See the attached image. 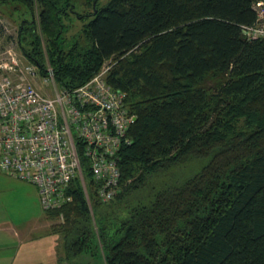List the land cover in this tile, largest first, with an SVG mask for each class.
Returning <instances> with one entry per match:
<instances>
[{
    "label": "trees",
    "instance_id": "obj_1",
    "mask_svg": "<svg viewBox=\"0 0 264 264\" xmlns=\"http://www.w3.org/2000/svg\"><path fill=\"white\" fill-rule=\"evenodd\" d=\"M258 1L0 0L28 12L17 42L39 75L72 89L107 60L134 115L114 197L81 164L88 202L74 178L42 209L58 262L264 264V37L241 31Z\"/></svg>",
    "mask_w": 264,
    "mask_h": 264
},
{
    "label": "built area",
    "instance_id": "obj_2",
    "mask_svg": "<svg viewBox=\"0 0 264 264\" xmlns=\"http://www.w3.org/2000/svg\"><path fill=\"white\" fill-rule=\"evenodd\" d=\"M252 9L254 21L241 31L248 39L264 37V1ZM106 61L85 82L65 89L55 85L50 71L41 76L33 63L9 50L1 54L0 171L31 184L41 209L70 201L74 178L88 202L81 164L98 201H110L118 190L117 150L129 142L134 115L124 92L106 83ZM36 78L50 81L53 94L39 92Z\"/></svg>",
    "mask_w": 264,
    "mask_h": 264
},
{
    "label": "rangeland",
    "instance_id": "obj_3",
    "mask_svg": "<svg viewBox=\"0 0 264 264\" xmlns=\"http://www.w3.org/2000/svg\"><path fill=\"white\" fill-rule=\"evenodd\" d=\"M27 16L28 12L19 4L0 5V57L2 53L9 50L20 61H27L21 54L17 42L18 24L21 18ZM77 26L78 23L74 20L68 34ZM33 82L39 92L53 94L54 90L50 81L43 82L41 78H36ZM5 216L10 218L11 221H9L17 229L28 230L36 226L37 230L35 228L33 232L39 234L35 240L24 242L16 236L13 237L12 234L6 235L0 232V264H66L63 259L58 262V257L62 258L58 235H48L52 220L45 218L37 202L34 187L0 171V218H6ZM44 227L48 234L42 232ZM87 259L85 256L78 258L79 262L74 259L72 264H90L92 260L86 262Z\"/></svg>",
    "mask_w": 264,
    "mask_h": 264
},
{
    "label": "crops",
    "instance_id": "obj_4",
    "mask_svg": "<svg viewBox=\"0 0 264 264\" xmlns=\"http://www.w3.org/2000/svg\"><path fill=\"white\" fill-rule=\"evenodd\" d=\"M7 175V174H6ZM11 178H14L10 175H7ZM35 189V188H34ZM36 192V190H35ZM37 197V195H36ZM6 218H0V232L4 233V234H12V236H16L18 237L19 240L21 241H27V242H30V241H33L35 240L37 237H38V234L39 233H35L33 232L36 228V226H34L32 229H28V230H23V229H17L12 222H10V218L5 216ZM46 218V217H45ZM47 219V218H46ZM10 220V221H9ZM48 226V225H47ZM37 230V228H36ZM47 229L44 227L43 229V233L44 234H48ZM39 232V231H38ZM36 234V235H35ZM48 235H53L51 233H49Z\"/></svg>",
    "mask_w": 264,
    "mask_h": 264
}]
</instances>
